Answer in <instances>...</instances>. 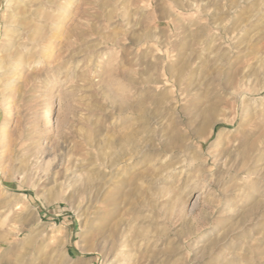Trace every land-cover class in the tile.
<instances>
[{
    "label": "rangeland",
    "instance_id": "rangeland-1",
    "mask_svg": "<svg viewBox=\"0 0 264 264\" xmlns=\"http://www.w3.org/2000/svg\"><path fill=\"white\" fill-rule=\"evenodd\" d=\"M0 179V264H264V0H0Z\"/></svg>",
    "mask_w": 264,
    "mask_h": 264
},
{
    "label": "bare ground",
    "instance_id": "bare-ground-1",
    "mask_svg": "<svg viewBox=\"0 0 264 264\" xmlns=\"http://www.w3.org/2000/svg\"><path fill=\"white\" fill-rule=\"evenodd\" d=\"M8 106H6V112H7V114H8ZM50 109L48 108L47 109V113H46V115H45V117L47 118V117H49L50 116ZM48 125L50 126L51 125V123H48ZM1 185H3V183H2V181H1V179H0V186ZM64 249V248H63ZM66 249V248H65ZM62 255H63V259H64V261L66 262V264H67V257H69V255H68V251L67 250H65V251H62ZM64 262V263H65Z\"/></svg>",
    "mask_w": 264,
    "mask_h": 264
}]
</instances>
